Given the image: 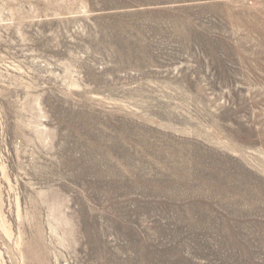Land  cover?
<instances>
[{
    "label": "rangeland",
    "instance_id": "obj_1",
    "mask_svg": "<svg viewBox=\"0 0 264 264\" xmlns=\"http://www.w3.org/2000/svg\"><path fill=\"white\" fill-rule=\"evenodd\" d=\"M0 264H264V0H0Z\"/></svg>",
    "mask_w": 264,
    "mask_h": 264
}]
</instances>
